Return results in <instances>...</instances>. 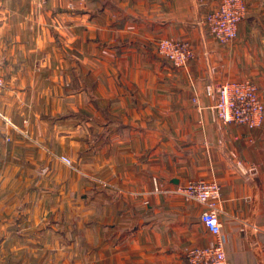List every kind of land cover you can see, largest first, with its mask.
<instances>
[{
    "label": "crops",
    "instance_id": "crops-1",
    "mask_svg": "<svg viewBox=\"0 0 264 264\" xmlns=\"http://www.w3.org/2000/svg\"><path fill=\"white\" fill-rule=\"evenodd\" d=\"M219 1L0 0L2 264L66 263L82 230L89 264H187L213 237L203 206L171 190L200 178L220 186L229 264H264V122L213 111L224 82H254L264 103V0H245L228 44L203 20ZM163 38L194 58L173 67Z\"/></svg>",
    "mask_w": 264,
    "mask_h": 264
},
{
    "label": "built area",
    "instance_id": "built-area-1",
    "mask_svg": "<svg viewBox=\"0 0 264 264\" xmlns=\"http://www.w3.org/2000/svg\"><path fill=\"white\" fill-rule=\"evenodd\" d=\"M245 0H220L204 16L208 33L220 44L235 40L237 27L246 14ZM157 54L175 68L185 67L194 58V50L186 40L163 38L156 44ZM0 74V88L3 86ZM217 97L213 105L214 119L223 124L235 123L248 128L259 127L264 122V103L257 86L250 80L224 82L217 87ZM211 94L213 87L207 86ZM62 161L69 163L66 157ZM186 201L203 206L200 220L213 237V243L207 247H190L184 251L187 264H229L225 250L224 237L218 219L220 186L215 180L193 179L171 190ZM0 264H2L0 260Z\"/></svg>",
    "mask_w": 264,
    "mask_h": 264
},
{
    "label": "rangeland",
    "instance_id": "rangeland-1",
    "mask_svg": "<svg viewBox=\"0 0 264 264\" xmlns=\"http://www.w3.org/2000/svg\"><path fill=\"white\" fill-rule=\"evenodd\" d=\"M78 137L84 138L85 136L84 135H78ZM64 138H68V136H66ZM64 138H63V140H64ZM63 144L66 145L65 142ZM33 154L34 155L35 154L37 155V153H33ZM44 154L46 156H48V157H53L52 154H50V152H48V151H45ZM76 155H79V156L80 155L81 156L83 155V158L82 159L85 160V157H84L85 153L84 152L81 154V152H78L77 151ZM62 157H65V156H63V155L59 156V159H61V161H62ZM66 158L68 159V162L69 163H65V162L63 163V161H62L63 165H65L67 168H69L71 170L74 169V168H71L70 167L71 160L67 156H66ZM76 169L78 170L79 176H80L79 189H78L79 190V193L80 192H83V194H85L86 180H87V178L89 179L91 177V176L90 177L89 176L86 177L87 176V172H88L89 169L86 168V167H79V168H76ZM66 170L63 169V174H68V171H66ZM48 171H49V168H47V169H45V168H38V174L39 175H42L44 177L49 176L50 173ZM99 185L102 186V182H100ZM84 203H85V195L81 196V198L79 200L78 206L80 208H83L82 205L84 206ZM77 236H78V239H77V244L75 245V247H72V248L62 247L61 248L64 257H67V260H68V262L62 263V264H89L85 260V249L86 248L82 244L83 238H84L83 237L84 236V230H82V232L81 231H78ZM69 251L72 254V256H71L72 261L71 262L69 261V256H68L69 255Z\"/></svg>",
    "mask_w": 264,
    "mask_h": 264
}]
</instances>
